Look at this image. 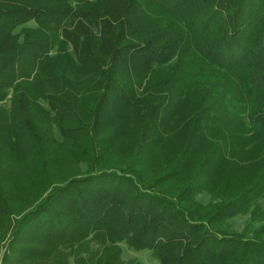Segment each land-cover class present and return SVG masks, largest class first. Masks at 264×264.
<instances>
[{"label":"trees","instance_id":"16d2710c","mask_svg":"<svg viewBox=\"0 0 264 264\" xmlns=\"http://www.w3.org/2000/svg\"><path fill=\"white\" fill-rule=\"evenodd\" d=\"M61 54L62 61L56 58ZM39 67L68 88L76 68L99 71L105 84L92 102L93 131L104 110L126 105L141 80L156 73L166 74V85L149 120L177 109L180 92L199 85L190 140L212 130L203 120L226 127L238 117L243 124L247 115L264 129V0H0V127L11 106L26 123L31 94L19 85ZM208 71L213 82L205 78ZM70 96L61 100L40 91L37 98L70 117L77 114ZM141 131L139 145L145 146L152 131L147 123ZM218 150L216 144L204 160L213 161ZM91 162L95 167L93 156ZM171 171L156 175L115 163L72 176L14 220L12 254L6 253L3 264H43L52 236L68 238L89 224L131 237L163 264H264V221L255 228L256 239L245 236L248 230L216 225L244 203L220 199L207 210L193 182L167 185ZM263 180L264 174L251 186L262 188L260 195ZM8 192L0 182L3 216H11Z\"/></svg>","mask_w":264,"mask_h":264},{"label":"rangeland","instance_id":"374dc122","mask_svg":"<svg viewBox=\"0 0 264 264\" xmlns=\"http://www.w3.org/2000/svg\"><path fill=\"white\" fill-rule=\"evenodd\" d=\"M56 58L62 61L64 54ZM206 74L205 78L213 82V72ZM73 75L71 87H63L53 73L39 67L32 80L19 85L31 94L26 123L22 116L17 117L12 106L10 112L2 115L7 123L0 127V182L10 194L11 216L0 214V264L4 263L6 253L12 254L9 245L15 219L29 212L53 187L72 176L115 163L122 164L123 170L132 166L156 175L172 169L167 185L172 188L193 182L198 189L197 198L208 204L207 210L215 209L220 199L238 197L239 202L244 203L240 204L242 207L231 219H218L216 225L230 230H248L245 236L255 238V228L264 221V192L260 195L262 188L258 192L251 186L264 174L263 128L255 127L247 115L243 124L236 121L238 117L226 127L203 120L202 123L212 130L193 134L197 137L190 140L192 126L196 123L194 99L199 95L196 91L199 85H192L184 94L180 92L182 104L177 109L171 108L149 120L152 104L163 94L166 85V74L156 73L141 80L126 105L110 112L104 110L98 123L94 120L93 131L92 102L99 88L104 87V78L99 71L87 67L76 68ZM40 91H47L61 100H67L70 93L75 100L72 104H76V116L68 117L49 108L42 97L37 98ZM11 94L12 91L10 97ZM143 123L152 131L151 140L145 146L139 145ZM31 126L41 138L40 146L30 132ZM216 144L219 150L215 159L205 161V156ZM92 156L97 161L95 167H92ZM256 192L259 193L256 198L246 199ZM78 233L68 238L52 236L42 263L163 264L151 248L137 247L129 236L111 235L91 224ZM36 264H40V259Z\"/></svg>","mask_w":264,"mask_h":264}]
</instances>
